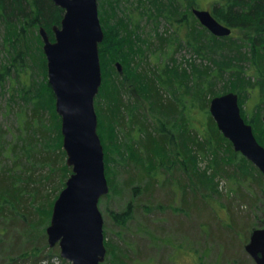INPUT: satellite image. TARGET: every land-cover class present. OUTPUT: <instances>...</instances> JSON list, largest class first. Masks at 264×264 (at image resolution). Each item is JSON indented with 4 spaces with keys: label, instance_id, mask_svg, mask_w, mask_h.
I'll return each mask as SVG.
<instances>
[{
    "label": "rangeland",
    "instance_id": "374dc122",
    "mask_svg": "<svg viewBox=\"0 0 264 264\" xmlns=\"http://www.w3.org/2000/svg\"><path fill=\"white\" fill-rule=\"evenodd\" d=\"M207 1L201 0L198 5L205 8ZM189 3V0H186L184 4L175 2V0H97L98 15L104 35L99 52L102 85L94 97V107L97 114V132L104 154L108 157L105 165L106 179L108 172L109 176H114L118 161L132 162L133 159H138L135 156L143 137L142 132L139 133L136 125L132 124L130 115H126L125 119L122 118L123 125L116 123L117 119L113 114L111 117L110 108L113 105V98L120 97L122 106L125 107L123 111L132 109L130 113L134 116L138 110H142L141 116L146 120L145 124L149 123V127L158 130L162 126L163 129L170 131L179 127L181 144H187L188 139L186 140L185 136L195 132L194 125H191L192 122L196 121L197 124H201V122L198 123L200 95L207 93L208 90L215 92L213 96L239 90L238 104L241 115L246 121L252 119L250 123L254 135L264 145L262 120L264 80L254 81L255 78L244 76L242 70L252 64L253 57L251 48L242 39L244 33L242 28L235 27L231 30L232 38L217 36L221 40L215 41L210 39L209 32L202 25L189 18L188 23L189 25L194 23L196 34L189 40L190 44L186 41L171 44V41L167 40L171 36L165 37L167 41L163 37L159 39L163 30L172 29L165 18L175 19L182 12L191 10ZM30 33H33L28 37L30 45L32 44V52L29 53L30 58L28 57L27 60L29 72L24 81L28 87V96L33 98L32 101L38 100L44 111L49 113L52 109L55 110V96L51 94L50 87L47 85V67L43 62V60L46 61L42 48L43 41L38 26ZM7 38L8 36L5 37ZM3 41L0 30V151L2 153L0 166H6L4 165L6 163L7 168L12 166L15 169L17 166L13 165V158H15L13 154L16 155L18 149L10 146L11 141L14 142L17 139V134H25L15 114L18 105L23 104L20 100L22 97L17 96L16 92L22 90L20 83L13 85L7 79L5 71H2V66L10 65L12 60V55L8 57L2 50ZM155 47H158V50ZM239 52L241 53L238 54ZM116 62L120 63L121 71L117 70ZM149 72L155 74L152 76ZM159 73L163 80L159 84V92L163 96L178 99L176 113L167 114L153 105L151 93L147 88L149 87L147 80ZM262 77L264 78V74ZM10 85L16 91L14 97L10 93ZM11 97L12 101H10ZM29 97L25 99L32 103ZM185 101L191 104L193 113L189 112L188 115L185 113L184 106H182ZM7 106H12V108H7ZM56 122L61 133L59 115ZM53 123L55 124V121ZM204 133L209 137L202 139L204 147L200 152L196 151V155L193 153L195 156H188L186 160L197 183L190 172H186L185 190L189 195L192 189L201 185L203 189L200 190L199 195H196L203 200L209 215L191 214L188 216L185 210H180L183 181L179 182L181 179L178 178L177 180L171 179V175L167 173L166 179L164 176L161 177L162 180L165 179V184L160 187L161 184L157 183V188L159 190L162 188V193H158L160 200L156 201L157 207L154 205L149 211L138 209V214L134 213L132 219L127 221L124 227H120L110 219L108 213L124 210L127 201L134 200L132 198L135 197L130 195L124 198L116 191L112 192L107 179L108 193L102 196L98 203L103 218L104 242L113 241L120 245L122 255H124L123 259L127 264H255L245 250V244L252 229L249 230L246 225L239 228L229 225L232 219L242 215L248 217L246 219L249 224L253 225V228L264 227V182L256 183L257 187L252 188L250 185L252 183L246 175L243 155L235 151L233 146L231 152L227 144L220 141L218 137L211 139L214 133L210 128ZM58 138L56 137L57 140ZM214 140L216 143L213 142ZM208 141L210 146H207ZM181 158L179 156L177 163ZM224 158L229 162L225 166L228 173L225 169L221 170V167H218V163ZM182 159L185 162V159ZM166 160L165 164L173 163L172 160ZM24 161L23 158L22 162ZM38 170H35V174L45 173L44 170ZM180 173L184 175L183 172L180 171ZM118 176L120 177L119 185L122 186V177L125 176ZM137 184L135 182L133 186ZM60 190H55L52 194L47 189H44V192L51 201ZM138 198L142 200L139 204L142 206L146 196L139 192ZM42 202L47 207V199L40 203ZM51 211L52 209L44 222L29 233L22 234L23 231L18 230L14 232L13 237L18 236V241L22 242V246L19 243L14 247L11 244L13 239L8 235L4 236L5 233H2L0 226V264H71L57 256L56 252H59L57 245L51 248L53 252L44 248L40 242L39 234L44 229L46 235V226L49 223ZM139 215L146 217L143 222ZM228 215L231 216L230 220ZM220 216L222 218H218ZM210 218L213 226L205 222ZM137 224L143 230L138 229ZM151 225L157 227L154 234L148 233L149 229L153 228ZM234 238H236L235 244L238 243L242 247L241 250L240 248L232 250L230 241ZM34 246L40 249L33 251ZM25 251L27 253L23 255ZM106 258L107 263L105 261L102 263L120 264L110 253L108 254V251Z\"/></svg>",
    "mask_w": 264,
    "mask_h": 264
},
{
    "label": "trees",
    "instance_id": "16d2710c",
    "mask_svg": "<svg viewBox=\"0 0 264 264\" xmlns=\"http://www.w3.org/2000/svg\"><path fill=\"white\" fill-rule=\"evenodd\" d=\"M185 1L186 0H175V2L181 4H184ZM200 1L201 0H189V4L191 5L190 8H203L198 5V3H201ZM205 9H208L219 22L230 27L231 30L235 27L242 28V31H244L242 39L246 41L251 48V55L253 57V61L251 60L252 64L249 65L248 68H243L242 70L244 71V76L247 78H255L254 81H261V79L264 80L262 77L264 74V0H208ZM63 13V8L55 5L52 0H0V30L2 39L4 40L1 47L8 57H11L10 55H12L10 65L2 66V71H5V75L10 83H13V85L14 83L21 84L22 91L19 90L18 93L14 91V87L10 85V93L12 94V97H14V92H16L17 96L20 95L22 97L20 100L23 104L18 105L15 114L18 116V124L24 129L25 133L24 135L17 134V139L14 142L11 141L12 145L10 147L18 149L16 155L12 153L13 157H15L13 158V165L17 167L15 169L12 166L7 168L6 163L4 164L6 166H0V226L2 233H5L4 236L8 235L13 239L11 244L14 247L18 246L19 243L20 246H22V242L18 241V236L13 237L16 230L20 232L23 231L22 234L29 233V231L35 229L44 222V219H46V216L50 213L52 203L57 194L51 201H49V197L46 196L44 189L50 190L49 192H51V194L55 190H60L64 186L65 180L71 172V168L67 166L65 162L66 154L61 144L62 136L56 122V119L58 118L57 112L52 109L49 114L44 111V108H42L38 100L32 101L33 98L28 96V87L24 81V78H26L29 72L27 60L29 53L32 52V44L30 45V39L28 37L34 32H30H32L34 28H37V26L38 29L43 26L50 39L53 40L54 36L52 27L53 25H60ZM189 18H192V21L199 23L192 13V10L182 12L175 19H171L170 17L165 18L169 27L171 26L172 29L167 28L163 30L161 35H159V39L163 37V39L166 40V36H171L167 38V40L171 41V44H177L180 41L189 42V40L196 35L195 25L194 23L189 25ZM205 30H207V28H205ZM207 31L209 32L211 40H221L209 30ZM6 36H8L7 39H5ZM224 37L232 38V34L230 33ZM102 44L103 40L98 45L99 52ZM155 49L158 50V47H155ZM240 53L241 52L238 54ZM43 62L44 64L46 63L45 60H43ZM149 73L151 74L152 72ZM154 74L155 73H152L151 75L153 76ZM147 81L149 87L146 86L151 93L153 105L167 114L172 112L176 113L179 104L178 99L163 96L159 92V84L163 81L161 74H156L153 78L151 77L150 80ZM47 85L49 86L48 83ZM49 90L51 94L54 95L51 87ZM235 92L237 94L240 93L239 90H236ZM213 95H215V92L211 90L200 95L199 103H197L201 110H198L200 112L198 123L201 122V124H197L196 121L192 122L191 125H194L193 128L195 132L187 137L185 136L186 140L188 139L187 144H181V135L178 130L179 127H175V129L173 128V132L165 130L166 128L163 129L162 126L158 130L154 127H149V123L145 124L146 120L141 116L142 110H138L137 114L134 116L130 113L129 109L126 112L123 111L125 107L122 106V100H120V97L116 99L113 98V105L112 108H110L111 117L113 114L114 118L117 119L116 123L123 125L124 121L122 118L125 119L126 115H130L132 124H135L139 133L142 132L143 134V137L139 142L140 144L137 155L135 156L138 159H133L132 162L129 160L118 161L114 170V176H109V172L107 173V179L110 183L112 192L116 191L124 198L130 197V195L131 197H135L132 198L134 200L130 199L127 201L124 210L119 212L110 211L108 213L110 219H112L116 225L124 227L127 224V221L132 219L131 217L134 213L138 214V209L142 211L153 209L154 205H156V201L160 200L158 193H162V188L159 190L157 188V183L161 184L160 187H162L165 184L164 180L166 179L165 176L167 173L171 175V179L177 180L178 178L181 179L179 182L183 181L181 196L182 204L180 210H185L188 216L191 214H195L196 216L208 214L203 200L196 195L203 189H201V185L192 189L190 191L191 195H187L188 192L185 190L187 185V178L185 177L187 174L186 172H190L192 178H195L196 183L197 180L192 174L193 172L189 163L185 161V164L182 158L187 160L188 156H195L196 151L200 152L201 148L204 147L202 139L208 137L204 132L209 128L214 133V135L211 136V139H216L218 137L220 141L227 144L229 150L232 152L231 142L218 130L216 123L208 110L209 101ZM12 97L10 98V101L13 100ZM26 97L31 98L32 103L26 101ZM182 106H184L183 109L187 115L189 112H194L193 108H191V104H187V101H185L184 105L182 103ZM9 107L12 108V106H7V108ZM244 120L246 121L245 118ZM54 121L55 124L53 123ZM246 122L250 123L252 122V119H249V121ZM135 133L137 134L136 131ZM128 134L129 133L127 132V135ZM132 136L135 135L132 134ZM56 137H59L58 140ZM256 139L261 145H263L261 140L258 138ZM213 142L216 143L215 140ZM54 143H56V146H54ZM210 145L211 144L208 141L207 146ZM188 152H190V154H188ZM0 155H2L1 151ZM179 156L182 157L180 160L181 162L179 161V163H177ZM23 158L25 160L24 162H22ZM242 158L244 161L243 163L245 164L246 175H248L249 180L252 183L250 185L252 188L254 186L257 187L256 183L264 182V175L248 159L243 156ZM107 159L108 157L105 155L104 165H106ZM165 160H172L173 163L165 164ZM227 164V159L224 158L221 159L218 166L221 167V170L225 169L228 172L225 167ZM17 168H19V170H17ZM36 169L44 170L45 173L37 175L35 174ZM180 171L183 172L184 175H182ZM118 175L125 176L122 177V186L119 185L118 179L120 177ZM163 176L165 177L164 180L161 179ZM135 182L138 184L133 186V183ZM139 192L146 196V199H143V201L144 204H148L145 206H143L144 204L142 206L139 205L142 201L138 198ZM46 199L47 207L44 206L43 202L40 203L42 200ZM135 203H137V205ZM169 207L171 206L169 205ZM139 217L142 218V222L146 218L141 215H139ZM218 218L222 217L220 216ZM246 218L248 217L239 215V218L236 217L234 220H231L232 222L229 226H236V228H239L246 225L249 227V230L253 229V225L249 224V221ZM228 219L230 220L231 216L228 215ZM210 221L211 218L205 222L210 224V226H213ZM202 225L204 226V224ZM151 226H153V228L149 229L148 233L154 234L157 227L154 225ZM216 226H218V224ZM137 228L143 230L138 224ZM39 235L41 236L40 242L42 243V246L53 251V249H51L53 247L48 246L44 229L41 230ZM230 242H232V250H235L236 248H240V250L242 249L240 244H235L236 238L232 239ZM104 244L107 246L106 256L108 251V254L110 253L120 264H127L123 259L124 255H122L120 245L113 241H105ZM38 249H40L38 246L32 247L33 251ZM136 249H138V247ZM140 250L142 249L140 248ZM26 253L27 251H25L23 255ZM56 254L59 256V252H56ZM104 261L107 263L108 260L106 257ZM105 262L101 264H106Z\"/></svg>",
    "mask_w": 264,
    "mask_h": 264
},
{
    "label": "water",
    "instance_id": "95a60500",
    "mask_svg": "<svg viewBox=\"0 0 264 264\" xmlns=\"http://www.w3.org/2000/svg\"><path fill=\"white\" fill-rule=\"evenodd\" d=\"M63 8L60 25H53L51 40L43 26L39 34L46 57L48 84L61 118L62 148L71 173L55 198L46 226L49 247L71 264H100L105 260L103 218L99 200L108 193L104 152L97 133L94 97L101 85L98 45L103 40L97 0H52ZM199 23L213 35L226 36L231 28L208 9L192 8ZM118 71L121 65L116 62ZM208 110L233 149L264 175V146L241 115L238 94L213 96ZM264 124V116L262 118ZM245 250L255 264H264V227L253 228Z\"/></svg>",
    "mask_w": 264,
    "mask_h": 264
},
{
    "label": "bare ground",
    "instance_id": "6f19581e",
    "mask_svg": "<svg viewBox=\"0 0 264 264\" xmlns=\"http://www.w3.org/2000/svg\"><path fill=\"white\" fill-rule=\"evenodd\" d=\"M117 4V3H116ZM111 8V7H110ZM109 10V9H108ZM189 11V10H188ZM114 12V11H113ZM113 15V14H112ZM25 63V62H24ZM26 64V63H25ZM130 110H132V109H130ZM133 116V115H132ZM186 161V160H185ZM189 161V160H188ZM181 162V161H180ZM229 163V162H228ZM185 164H186V162H185ZM225 164H226V162H225ZM219 167V166H218ZM240 168V167H239ZM218 169V168H217ZM234 169V168H233ZM5 171V170H4ZM211 172V171H210ZM225 173V172H224ZM228 173V172H227ZM243 173V172H242ZM245 173V172H244ZM238 174V173H237ZM220 176V175H219ZM244 177V176H243ZM237 180V179H236ZM218 181V180H217ZM253 196V195H252ZM254 198V197H253ZM258 209V208H257ZM167 211H169V210H167ZM174 211V210H173ZM119 212V211H118ZM258 218V217H257ZM30 236V235H29ZM202 242V241H201ZM242 242V241H241ZM202 244V243H201ZM13 247V246H12ZM7 251V250H6ZM157 253V252H156ZM2 254V253H1Z\"/></svg>",
    "mask_w": 264,
    "mask_h": 264
}]
</instances>
